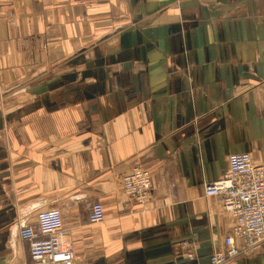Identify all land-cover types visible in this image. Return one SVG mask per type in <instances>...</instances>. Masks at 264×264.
Wrapping results in <instances>:
<instances>
[{
  "label": "crops",
  "instance_id": "1",
  "mask_svg": "<svg viewBox=\"0 0 264 264\" xmlns=\"http://www.w3.org/2000/svg\"><path fill=\"white\" fill-rule=\"evenodd\" d=\"M234 152L264 165V0H0V264L31 262L20 227L52 207L76 264H209Z\"/></svg>",
  "mask_w": 264,
  "mask_h": 264
},
{
  "label": "built area",
  "instance_id": "2",
  "mask_svg": "<svg viewBox=\"0 0 264 264\" xmlns=\"http://www.w3.org/2000/svg\"><path fill=\"white\" fill-rule=\"evenodd\" d=\"M228 165L227 171L206 183L204 190L207 196H219L224 210L234 219L232 232L225 237V247L214 249L209 264H226L245 250L264 245V165L255 163L249 152L231 153ZM153 182L151 170L138 165L124 175L123 191L128 198L145 204L151 198ZM105 217L104 205L94 202L89 220L100 223ZM36 220L35 225L25 223L20 227V236L30 253L29 264H76L62 210L41 208ZM237 239L242 240V245H238Z\"/></svg>",
  "mask_w": 264,
  "mask_h": 264
},
{
  "label": "rangeland",
  "instance_id": "3",
  "mask_svg": "<svg viewBox=\"0 0 264 264\" xmlns=\"http://www.w3.org/2000/svg\"><path fill=\"white\" fill-rule=\"evenodd\" d=\"M154 183V182H153Z\"/></svg>",
  "mask_w": 264,
  "mask_h": 264
}]
</instances>
